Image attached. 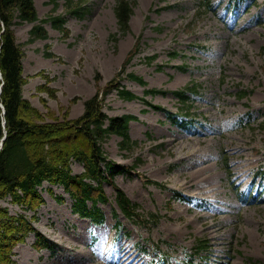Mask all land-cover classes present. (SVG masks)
Segmentation results:
<instances>
[{
	"label": "rangeland",
	"instance_id": "374dc122",
	"mask_svg": "<svg viewBox=\"0 0 264 264\" xmlns=\"http://www.w3.org/2000/svg\"><path fill=\"white\" fill-rule=\"evenodd\" d=\"M82 1L86 10L80 17L67 15L64 0L59 2L56 15L65 17L67 30L45 24L47 40L29 43L32 25L16 22L27 79L24 96L45 120L66 114L76 120L85 101L108 90L122 70L142 78L144 85L129 77L122 81L137 100H124L113 88L103 101L109 117L137 118L129 129L137 145L125 150L122 139L111 136L102 147L109 162L133 168L112 180L149 221L143 224L140 218L143 225L135 224L119 213L116 227V190L105 183L104 222L93 225L73 212L63 188L45 183L34 212L9 199L0 202L11 215L35 217L33 227L55 245L38 249L31 234L15 247L13 259L19 264H124L126 248L140 256L138 264H160L158 251L170 257L169 264H264V202L253 205L240 198L264 192V0L240 3L236 10L231 0H214L204 8L200 0H128L133 15L126 34L114 13L116 0ZM35 5L41 20L53 11L51 0H35ZM44 84L54 97L38 90ZM190 84L200 96L189 94L195 101L191 113L199 121L189 130L141 100L178 113L174 92ZM71 168L74 174L83 172L77 162ZM199 240L207 251L196 254Z\"/></svg>",
	"mask_w": 264,
	"mask_h": 264
},
{
	"label": "trees",
	"instance_id": "16d2710c",
	"mask_svg": "<svg viewBox=\"0 0 264 264\" xmlns=\"http://www.w3.org/2000/svg\"><path fill=\"white\" fill-rule=\"evenodd\" d=\"M59 1L51 0L53 12L45 20H40L34 0H0V202L9 199L12 205L34 212L43 201L39 190L47 183L61 187L69 194L76 214L101 224L105 215L100 204L108 202L103 185L111 183L116 190L115 201L119 209L136 222L142 218L137 213L139 206L112 180L117 174H129L133 168L109 162L102 147L111 136L120 137V145L123 149L126 147L125 150L129 145H137L129 133L130 122L136 117H109L104 113L103 101L116 89L124 100L138 99L121 85V81L129 77L144 85L142 78L138 79L134 74L127 76L122 70L110 82L108 90H100L85 101L83 115L76 120H69L67 114L62 118L45 120L24 96L27 85L24 52L14 26L17 21L33 25L29 43L48 39L45 23L66 32L65 18L54 15ZM85 8L81 1L65 0L64 3L65 12L75 17L82 16ZM114 13L120 32L128 33L133 4L128 0H116ZM47 57H52V54H47ZM38 90L55 96L45 84ZM176 97L184 106L181 112L185 120L175 123L182 125L190 116L191 100L187 91L176 92ZM155 108L161 110L160 107ZM72 162L81 164L83 172L74 174ZM115 217H118L117 213ZM34 219L23 214L11 215L8 208L0 205V264H19L13 259L15 247L31 234L36 236V248L53 250L55 245L33 227ZM199 248H202L201 244Z\"/></svg>",
	"mask_w": 264,
	"mask_h": 264
},
{
	"label": "bare ground",
	"instance_id": "6f19581e",
	"mask_svg": "<svg viewBox=\"0 0 264 264\" xmlns=\"http://www.w3.org/2000/svg\"><path fill=\"white\" fill-rule=\"evenodd\" d=\"M79 238L82 240H85L83 236H80ZM121 256L123 259H125L124 264H138L139 260H141L139 255L132 254L131 251L127 250L126 248L124 249V251H122ZM98 264H101V263H98Z\"/></svg>",
	"mask_w": 264,
	"mask_h": 264
}]
</instances>
